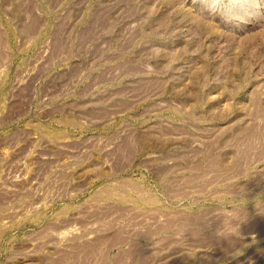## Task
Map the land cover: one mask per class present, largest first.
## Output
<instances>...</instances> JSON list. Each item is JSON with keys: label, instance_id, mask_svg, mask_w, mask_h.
<instances>
[{"label": "rangeland", "instance_id": "1", "mask_svg": "<svg viewBox=\"0 0 264 264\" xmlns=\"http://www.w3.org/2000/svg\"><path fill=\"white\" fill-rule=\"evenodd\" d=\"M136 260L264 264V0H0V264Z\"/></svg>", "mask_w": 264, "mask_h": 264}, {"label": "bare ground", "instance_id": "2", "mask_svg": "<svg viewBox=\"0 0 264 264\" xmlns=\"http://www.w3.org/2000/svg\"><path fill=\"white\" fill-rule=\"evenodd\" d=\"M35 25L37 24V22L34 23ZM61 44L60 42L58 41V47H60ZM120 153L122 154H125L127 155L128 157H130V155H132V153L134 152V149H133V145L129 142V141H126L123 143V145L121 146V148L119 149ZM83 249L86 251L87 254H92V253H95V252H99L101 250V246H100V243L97 244H86L85 246H83ZM133 264H145V261L144 260H136L135 263Z\"/></svg>", "mask_w": 264, "mask_h": 264}]
</instances>
